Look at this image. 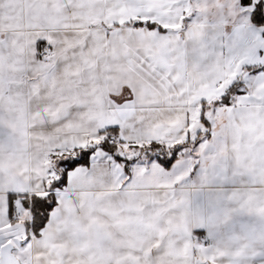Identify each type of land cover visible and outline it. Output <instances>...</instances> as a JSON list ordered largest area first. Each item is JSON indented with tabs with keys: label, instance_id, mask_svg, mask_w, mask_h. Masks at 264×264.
<instances>
[{
	"label": "snow or ice",
	"instance_id": "snow-or-ice-1",
	"mask_svg": "<svg viewBox=\"0 0 264 264\" xmlns=\"http://www.w3.org/2000/svg\"><path fill=\"white\" fill-rule=\"evenodd\" d=\"M0 264H264V0H0Z\"/></svg>",
	"mask_w": 264,
	"mask_h": 264
}]
</instances>
